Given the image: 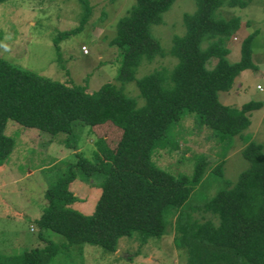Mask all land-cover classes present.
I'll use <instances>...</instances> for the list:
<instances>
[{"label":"trees","instance_id":"1","mask_svg":"<svg viewBox=\"0 0 264 264\" xmlns=\"http://www.w3.org/2000/svg\"><path fill=\"white\" fill-rule=\"evenodd\" d=\"M172 1L135 0L117 21L110 44L120 48L119 86L105 82L88 92L85 85L43 77L0 56V158L13 148V138L4 133L8 122L52 136L70 133L74 123L88 131L105 128L117 134L108 152L104 141L106 157L94 150L95 162L77 153L65 168L57 167L54 181L44 191L47 204L35 222L40 230L61 234L65 243L46 239V244L20 255L0 252V264H49L62 247L81 243L113 252L122 236L141 242L160 237L170 216L173 243L185 249L187 264H264L263 145L241 135L250 126L249 114L261 109L262 102L250 100L232 109L217 96L231 88L240 72L256 68L252 41L257 31L242 38L238 60L229 61L227 44L241 19L225 17L219 10L225 5L243 7L248 0H195L194 11L183 15L184 34L171 39L168 54L176 63L169 70L160 67L135 78L142 58L150 61L164 55L149 27L161 22V13ZM73 31L54 38L57 50L61 38ZM132 81L142 98L140 106L123 90ZM191 114L192 129L205 127L219 147L221 158L212 173L223 184L201 207L218 219L217 224L194 218L187 201L203 178L207 166L203 153L194 155L189 174L166 170L150 159L153 149L176 146L174 130ZM236 135L245 142L241 152L249 166L231 182L223 176V163ZM94 174L99 175L101 191L93 211L84 214L71 207L79 198L68 182L76 175Z\"/></svg>","mask_w":264,"mask_h":264},{"label":"rangeland","instance_id":"2","mask_svg":"<svg viewBox=\"0 0 264 264\" xmlns=\"http://www.w3.org/2000/svg\"><path fill=\"white\" fill-rule=\"evenodd\" d=\"M134 2L87 0L83 5L79 0H2L0 56L43 77L67 85H85L88 92L105 82L119 86L116 75L121 64L120 48L110 44V40L116 33L117 21ZM195 8V0H173L161 13V22L149 27L164 55H156L150 61L142 58L134 70L135 78L160 67L169 70L176 63V59L168 54L171 39L174 35L184 34L183 15ZM219 10L225 17L239 15L241 19L239 29L227 44L229 61L238 60L243 35L257 31L252 41V60L256 68L240 72L231 88L218 91L217 96L222 104L232 109H240L250 100L262 102L261 109L249 114L250 126L241 135L262 144L264 153V0H248L243 7L225 5ZM70 30L74 31L61 38L57 50L54 38L60 32ZM81 46L87 48V53L81 51ZM123 90L133 97L136 106L142 104L134 81L124 84ZM190 116L174 130L176 146L170 150L153 149L150 159L166 170L189 174L194 155L203 153L207 166L187 201L194 218L211 219L217 224L218 219L201 207L205 198L223 184L212 173L221 158L219 147L208 129H192L195 115ZM107 131L105 128L88 131L83 124L74 123L70 133L52 136L48 132L7 123L4 133L11 136L14 143L10 153L0 158V252L20 255L25 250L46 244V239L65 243L61 234L50 229L40 230L35 222L47 204L44 191L54 181L57 167L65 168L66 162L74 161L77 153L95 162L94 150L106 157L108 153L103 152V145L106 142L109 146L108 152L117 137ZM244 145L242 137L236 135L225 153L223 176L231 182L249 166L241 152ZM99 180V175L94 174L76 175L69 181L68 188L79 198L71 207L90 214L101 191ZM173 218L167 219L165 233L158 238L141 242L134 237L122 236L113 252L94 244H73L62 247L49 264H187L185 249L173 243Z\"/></svg>","mask_w":264,"mask_h":264},{"label":"built area","instance_id":"3","mask_svg":"<svg viewBox=\"0 0 264 264\" xmlns=\"http://www.w3.org/2000/svg\"><path fill=\"white\" fill-rule=\"evenodd\" d=\"M81 51H83V53H87V48L85 46H81Z\"/></svg>","mask_w":264,"mask_h":264},{"label":"crops","instance_id":"4","mask_svg":"<svg viewBox=\"0 0 264 264\" xmlns=\"http://www.w3.org/2000/svg\"><path fill=\"white\" fill-rule=\"evenodd\" d=\"M247 34H249V33H248V32H247V33H245V34L243 35V37H245ZM243 37H242V38H243ZM239 52H240V51H239ZM243 71H244V70H243ZM238 75H239V74H238Z\"/></svg>","mask_w":264,"mask_h":264},{"label":"water","instance_id":"5","mask_svg":"<svg viewBox=\"0 0 264 264\" xmlns=\"http://www.w3.org/2000/svg\"><path fill=\"white\" fill-rule=\"evenodd\" d=\"M117 254H122L120 251H117Z\"/></svg>","mask_w":264,"mask_h":264}]
</instances>
